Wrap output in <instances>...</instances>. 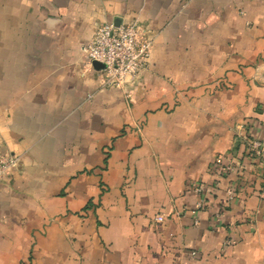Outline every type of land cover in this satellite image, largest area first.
I'll list each match as a JSON object with an SVG mask.
<instances>
[{
    "label": "crops",
    "instance_id": "0c3cea01",
    "mask_svg": "<svg viewBox=\"0 0 264 264\" xmlns=\"http://www.w3.org/2000/svg\"><path fill=\"white\" fill-rule=\"evenodd\" d=\"M104 21L151 40L124 89L82 50ZM253 138L264 0H0V264H264Z\"/></svg>",
    "mask_w": 264,
    "mask_h": 264
},
{
    "label": "built area",
    "instance_id": "2783aa9c",
    "mask_svg": "<svg viewBox=\"0 0 264 264\" xmlns=\"http://www.w3.org/2000/svg\"><path fill=\"white\" fill-rule=\"evenodd\" d=\"M151 40L143 38L138 26L133 22H123L116 25L112 21L99 23L89 42L82 50L89 61H98L104 65V84L119 88L132 85L146 67L150 53ZM246 150L258 156L264 165V140L253 138L245 143ZM14 158L0 153V179H3L14 164ZM221 157L216 158L220 165ZM194 189L201 192L203 187L195 184ZM228 193L232 195V190ZM264 198V193H263ZM202 200L197 206L201 207ZM164 215L155 216L156 221H162ZM190 254L195 256L196 251Z\"/></svg>",
    "mask_w": 264,
    "mask_h": 264
},
{
    "label": "water",
    "instance_id": "95a60500",
    "mask_svg": "<svg viewBox=\"0 0 264 264\" xmlns=\"http://www.w3.org/2000/svg\"><path fill=\"white\" fill-rule=\"evenodd\" d=\"M115 24L118 25L120 23L116 22ZM93 66L95 67V69H101L104 67V65L98 61H93Z\"/></svg>",
    "mask_w": 264,
    "mask_h": 264
}]
</instances>
